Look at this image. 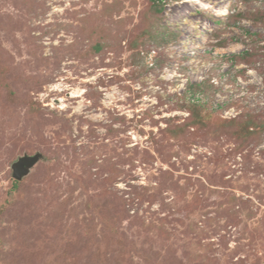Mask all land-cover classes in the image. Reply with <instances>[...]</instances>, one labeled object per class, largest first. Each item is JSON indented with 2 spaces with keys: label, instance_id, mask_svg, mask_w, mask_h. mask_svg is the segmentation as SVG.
Returning a JSON list of instances; mask_svg holds the SVG:
<instances>
[{
  "label": "rangeland",
  "instance_id": "rangeland-1",
  "mask_svg": "<svg viewBox=\"0 0 264 264\" xmlns=\"http://www.w3.org/2000/svg\"><path fill=\"white\" fill-rule=\"evenodd\" d=\"M263 14L0 0V264H264Z\"/></svg>",
  "mask_w": 264,
  "mask_h": 264
},
{
  "label": "water",
  "instance_id": "water-1",
  "mask_svg": "<svg viewBox=\"0 0 264 264\" xmlns=\"http://www.w3.org/2000/svg\"><path fill=\"white\" fill-rule=\"evenodd\" d=\"M40 159V153L34 156L21 157L13 166L14 178L18 181L22 180L26 175L30 173L31 169L37 164Z\"/></svg>",
  "mask_w": 264,
  "mask_h": 264
},
{
  "label": "trees",
  "instance_id": "trees-1",
  "mask_svg": "<svg viewBox=\"0 0 264 264\" xmlns=\"http://www.w3.org/2000/svg\"><path fill=\"white\" fill-rule=\"evenodd\" d=\"M154 1V4H156V3H162L164 0H153ZM260 20H263L264 21V14H263V17H262V19L260 18ZM241 56V55H240ZM248 56H253V53H251V52H248V51H246L243 55H242V57H248ZM237 57V55H233L232 56V58H236ZM19 182H16V184H18Z\"/></svg>",
  "mask_w": 264,
  "mask_h": 264
}]
</instances>
